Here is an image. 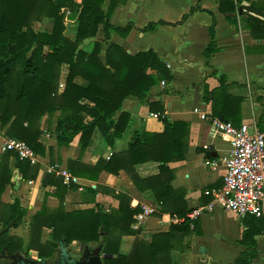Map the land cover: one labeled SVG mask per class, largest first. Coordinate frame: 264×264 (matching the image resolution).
Wrapping results in <instances>:
<instances>
[{"label": "trees", "instance_id": "obj_1", "mask_svg": "<svg viewBox=\"0 0 264 264\" xmlns=\"http://www.w3.org/2000/svg\"><path fill=\"white\" fill-rule=\"evenodd\" d=\"M105 1L81 0L76 3L73 0H0V128L8 126V138L23 141L40 156L45 155V147L40 142V120L45 115L51 117L56 111H60L55 127L59 146L69 144L79 135L78 144L83 152L94 131L98 130L112 147L114 141L123 136L130 121V114L126 112H121L115 118L117 112L121 111L122 102L129 97L144 101L155 84L172 80L166 64L152 50L130 55L121 46L111 44L107 47L105 59L102 61L101 43L95 42L89 52L79 48L84 40L96 36L100 26L106 40L110 38L111 32L126 37L134 28L132 23L114 26L109 21L114 9L123 5L125 0H109L106 12L103 10ZM64 10L69 11L67 19L77 20L75 40L64 35ZM219 10L222 13L245 15L246 20L256 25L254 30L257 32L252 31V36L264 38V1L219 0ZM196 11L207 12L213 16L211 12L196 5L176 24L159 20L150 22L139 30L153 32L158 26L181 25ZM45 18L53 21L52 31H35L32 24ZM228 21L235 20L228 17ZM215 24L213 17L209 27L210 43L203 52L207 60L216 52ZM62 65L68 67V75L63 91L58 93ZM76 78L84 80L86 84L75 83ZM219 83L220 86L212 91L205 89V99L211 102L212 114L222 116L227 121L232 119L226 108L231 97L227 94L228 86L224 76L219 78ZM82 100L86 102L82 103ZM158 112V119L164 124L162 133L136 131L126 152L113 154L107 161L99 159L94 166L73 167L70 161L68 170L76 177L94 181L102 171L117 175L120 170H125L139 188V179L133 173L134 166L157 162L160 163L159 175L144 181L161 180L154 189V195L162 211H165V200L170 194H174V197L176 195L177 205L182 194L171 188L173 175L166 164L184 158L188 126L184 122H170L163 114L162 107ZM11 156L16 155L7 151L0 159V196L10 184ZM15 168L23 180L36 179L40 169L38 164L31 165L29 161L17 157ZM164 172H171V176H166L162 181ZM47 184L56 188L55 195L59 197L68 189L63 185L61 177L51 174L45 175L43 185ZM86 194L92 197L96 190L87 189ZM115 197L120 202L119 208L110 212L96 209L68 212L61 207L51 209L43 204L31 218L26 247L20 237L9 235L5 231L0 232V250L6 247L11 253L24 250L27 254L34 249L39 258L45 259L53 255L61 241L67 246L77 241L82 244L102 245L100 254L103 255V264H172L169 256L172 238L176 234H201L198 220L193 222V229L190 228L192 222L187 215L191 210L180 201L170 214L172 218L183 219L182 222H171L169 231L153 235L151 242L137 238L131 252L122 255L119 251L121 239L134 234L130 226L136 220L133 215L138 209L128 205L126 195L115 193ZM1 206L7 211L6 214L0 211V220L4 227L17 228L26 216L27 209L18 200ZM246 221V228L239 240L245 250L233 264H254L253 259L257 256L255 236L264 234L263 220L245 215L242 222ZM43 227L51 229V237L41 244L40 234ZM1 260L0 257V262ZM5 264L11 263L6 261Z\"/></svg>", "mask_w": 264, "mask_h": 264}, {"label": "crops", "instance_id": "obj_2", "mask_svg": "<svg viewBox=\"0 0 264 264\" xmlns=\"http://www.w3.org/2000/svg\"><path fill=\"white\" fill-rule=\"evenodd\" d=\"M196 5L211 12L213 16L207 12L196 11L181 25L158 26L153 32L139 30L148 23L159 20L176 24ZM108 7L109 0H106L103 10L106 12ZM213 17L216 22L214 35L216 52L207 60L203 52L210 43L209 27ZM228 17L235 21H228ZM245 17L241 13H222L219 10V0H125L123 5L116 7L109 21L114 26L132 23L134 28L129 34L121 37L111 32L110 38L106 40L100 26L96 36L84 40L79 48L89 52L95 42L101 43L102 61L105 59L107 47L111 44L121 46L130 55L152 50L166 64L172 80L155 84L144 101L129 97L122 102L121 111L117 112L115 118L121 112H126L130 114V121L123 136L115 140L112 147L98 130L94 131L83 152L78 144L79 135H76L69 144L59 146L55 127L60 111H56L51 117L45 115L40 136V142L45 147V155L34 153L38 159L36 164H41L35 181L36 191L40 186L47 192L44 193V197H47L46 206L57 208L64 205V210L68 212L105 206L103 212H110L119 208L120 202L116 199L115 193L126 195L128 205L138 209L133 218L140 212L142 205L157 206L158 210L140 224H137L136 220L132 222L130 227L134 231L133 235L122 237L119 251L122 255H128L137 238L151 242L153 235L167 233L171 222H182L181 219L172 218L170 214L178 207L180 201L191 212L209 204L212 195L206 191L217 189L222 184L225 174L222 159L229 154L231 138L219 133L208 118L202 117L201 113L205 111L211 117L220 119V116L212 114L211 102L205 99V89L212 91L218 88L219 78L224 76L228 86L227 94L231 97L226 108L232 119L229 118L227 121L233 122L236 126L242 124L255 126L264 133V38L252 36V31L257 32L254 30L256 25ZM44 21L45 23L34 22L33 29L51 32L53 21ZM64 24L66 27L64 35L70 40H75L77 20L64 17ZM67 75L68 67L62 65L58 93L63 91ZM75 83L86 84L80 78H76ZM161 107L170 122H184L188 126L184 158L166 164L173 175L170 181L171 188L182 194V199L177 205L176 195L174 197V194H170L165 200V211H162L154 195V189L161 180L144 181L159 175L160 163L157 162H145L134 166L133 173L139 179V188L125 170H120L117 175L102 171L95 181L76 177L68 170L70 161L73 167L94 166L99 159L107 161L113 154L126 152L136 131L162 133L163 122L153 116L159 114ZM195 109L198 112H195ZM51 118L52 121L49 120ZM86 119L85 115L84 120ZM0 138L4 139L3 131H0ZM13 157L10 167L11 171L16 172V156ZM51 157L54 159L53 162H50ZM55 165L66 169L76 181L65 182L62 176L50 172L49 169ZM46 174L62 178L63 185L68 188L66 192L61 193L62 197L55 195L56 188L53 185H43ZM166 176H171V172H164L162 181ZM87 189L96 190V194L92 197L87 195ZM32 207L34 206L28 208ZM40 208L33 210L34 213ZM242 217L219 208L212 213L201 214L198 219L201 234L191 236L176 234L174 239L172 238V250L169 253L172 264H233L245 250L239 243L245 229L241 223ZM255 240L257 256L253 263L264 264V234L256 235ZM74 245L77 247H73ZM84 245L74 241L66 249L72 257L80 259ZM0 264L5 263L2 260Z\"/></svg>", "mask_w": 264, "mask_h": 264}, {"label": "built area", "instance_id": "obj_3", "mask_svg": "<svg viewBox=\"0 0 264 264\" xmlns=\"http://www.w3.org/2000/svg\"><path fill=\"white\" fill-rule=\"evenodd\" d=\"M68 14L69 11L64 10L65 18ZM195 112L198 110L195 109ZM201 114L203 118L209 119L219 133L231 138V149L222 159L225 174L221 186L206 191L212 195L211 202L187 215L192 222L190 228L193 229V222L198 220L201 214L212 213L218 208L239 216L251 215L264 221V133L255 126H236L230 121L211 117L205 111ZM153 116L158 118V115ZM5 146L20 160L29 161L33 165L38 162L34 151L23 141L10 140ZM49 171L62 176L65 182L76 181L66 169H61L58 165L52 166ZM157 210V206L142 205L140 212L135 216L136 223L140 224Z\"/></svg>", "mask_w": 264, "mask_h": 264}, {"label": "rangeland", "instance_id": "obj_4", "mask_svg": "<svg viewBox=\"0 0 264 264\" xmlns=\"http://www.w3.org/2000/svg\"><path fill=\"white\" fill-rule=\"evenodd\" d=\"M44 20H49V19H46V18L43 19L42 20L43 23H45ZM33 24H32V26H33ZM39 31H42V30H39ZM52 119L53 118H51L49 120L52 121ZM43 121L44 120H43V117H42L41 120H40V124L41 125H43ZM43 127L45 128V126H43ZM7 128H8V126L6 128H3V129L0 128V131L4 132V139L0 138V156L1 157L8 151L6 149V146H5L6 142H8L10 140H18V139H15V138H8L7 137V135L5 133V130ZM19 141H21V140H19ZM11 159H14V157L11 156V158L9 160V165H10ZM53 161H54V159H52V157H51L50 162H53ZM38 165L41 168V164L39 163ZM10 171H11V167H10ZM25 181H26V183H24ZM35 181H36V179H34V180H23L21 178V174H20V172L18 170L16 172L14 170H12L11 171L10 184L8 186H6L4 192L0 196V211H2L3 214H6L7 211H5L4 208L1 205L11 204L12 201L14 202L15 200H18L22 207L23 206L27 207V214L23 218L22 222L20 223V225L17 228L4 227L2 221L0 220V232L8 231L9 235H14V236L20 237L24 241V246L28 243V240H29L30 222H31V218L35 215L33 210H35L37 207L38 208H40V207L42 208V206H43L42 204L46 205V198L47 197L46 196L44 197V193H47V192L44 190V188L41 187L42 188L41 189L40 186H38L39 190L36 191ZM34 191H36V193H34ZM32 205L34 206V207H32L33 209L32 208L29 209L28 207H30ZM58 207H61V209L62 208L64 209L65 206L64 205H59ZM57 208H51V209H57ZM104 209H106L105 206H102L101 208H100V206H98L96 210L103 211ZM241 223H242V226L244 228H246L245 225H247V221L244 223L241 220ZM50 233H51V229L50 228L43 227L41 229V234H40V243L41 244L46 243L50 239V237H51ZM47 235H49V237ZM75 246L76 245H74L73 247H75ZM84 246H87L91 250H95L100 245L96 244V243H88V244H85ZM58 248H56V249H58ZM20 254L25 259L33 258V259H40V260H48V262L46 261L48 264H53L58 259V257H57L58 254L56 253V250H55V252L53 253V255L51 257L45 258V259L39 258L38 257V252L36 250H34V249L29 250L27 254L23 250L22 252H20ZM5 262L6 261H4V263Z\"/></svg>", "mask_w": 264, "mask_h": 264}, {"label": "water", "instance_id": "obj_5", "mask_svg": "<svg viewBox=\"0 0 264 264\" xmlns=\"http://www.w3.org/2000/svg\"><path fill=\"white\" fill-rule=\"evenodd\" d=\"M220 119L223 120V117L220 116ZM66 248L67 245H64V242L61 241L59 243V248L56 249L58 259L53 264H103V255L100 254L102 245L98 246L95 250H91L85 246L84 252L80 259L72 257ZM0 257L6 261H9L11 264H48L45 260L32 258L25 259L20 254V252L15 254L8 252L6 247H3L0 250Z\"/></svg>", "mask_w": 264, "mask_h": 264}]
</instances>
